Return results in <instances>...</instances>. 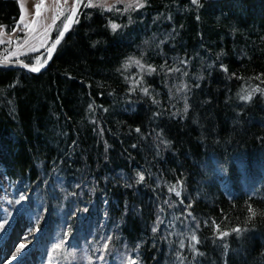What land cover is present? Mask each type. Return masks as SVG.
Returning a JSON list of instances; mask_svg holds the SVG:
<instances>
[{
  "label": "trees",
  "instance_id": "16d2710c",
  "mask_svg": "<svg viewBox=\"0 0 264 264\" xmlns=\"http://www.w3.org/2000/svg\"><path fill=\"white\" fill-rule=\"evenodd\" d=\"M140 4L85 1L45 71L0 67V165L45 247L264 264V0ZM20 14L0 0L7 31Z\"/></svg>",
  "mask_w": 264,
  "mask_h": 264
},
{
  "label": "rangeland",
  "instance_id": "374dc122",
  "mask_svg": "<svg viewBox=\"0 0 264 264\" xmlns=\"http://www.w3.org/2000/svg\"><path fill=\"white\" fill-rule=\"evenodd\" d=\"M17 1L21 9L17 26L12 31H7L0 26V33H2L0 35V41H2L0 47L5 46L2 51L3 59L1 60H16L27 63L26 58L31 56L35 62L33 65H37V61L42 64L47 58L51 44L67 24L76 0H67V2L65 0H43L40 17H36L35 6L41 0ZM85 1L89 4V0ZM91 2L93 5L102 6L103 8H111L119 2L125 3L127 6L137 4L135 0H91ZM33 20L37 21L34 25L32 24ZM58 22L59 24L56 26ZM25 24L31 25L34 31L25 28ZM55 30L56 35L53 36ZM21 32L25 33L22 38L19 36ZM25 40L28 41L27 44L24 43ZM134 66L142 67V63L134 61ZM21 196L25 198L21 200ZM31 201L36 202V198L31 193L16 189L8 180L0 165V224H4V228L0 229V243L7 236L12 235L15 238L17 235V239L21 240L17 249L20 248V245H24V248L27 249H30L33 245L35 248L33 264H107L110 262V260L102 262L103 256L98 252L99 248L97 246L92 248L86 245L87 247L75 248L67 244V238L66 236L65 238L60 236L58 232L60 230H56L53 236L46 241L47 246L45 247L42 240L44 231L39 221L40 218L36 212H30L26 209L27 206H32L30 205ZM57 245H60V247H57ZM24 248L18 260L24 258ZM113 257L115 261H118L115 264L131 263L128 258H125V261L117 254ZM13 261H16V259Z\"/></svg>",
  "mask_w": 264,
  "mask_h": 264
},
{
  "label": "water",
  "instance_id": "95a60500",
  "mask_svg": "<svg viewBox=\"0 0 264 264\" xmlns=\"http://www.w3.org/2000/svg\"><path fill=\"white\" fill-rule=\"evenodd\" d=\"M83 2H84V0H76V1H75V4H74L73 8H75L76 11H75L74 14H73L72 11H71V13H70V16H69V17H71V19H68V22H67V25H68L67 30H65V27L63 28V30H62V31L64 32L63 37L60 38V42H59L58 44H56V47L52 50L50 56H49V52H48V55H47L46 60L42 63L43 67H40V68H39V71H35V72H34V71H30V70H29L30 67L38 66V65H33V64H29V63L22 62V61H16V60H14V61H5V60H1V59H0V67H4V68H12V69H22V70H25V71H27V72L35 73V74H39V73L45 71V70L47 69V67L51 64V62H52V60H53V58H54V56H55V54H56V51H57L59 45L61 44V42L63 41V39H64L65 37H67V35H68V34L70 33V31L72 30V28H73V26H74V24H75V22H76V20H77V17H78L79 11H80V9H81V7H82V5H83ZM62 31H61V32H62ZM58 36H59V35H58ZM57 38H58V37H57ZM57 38L54 40L53 43H55V41L57 40ZM53 43H52V44H53ZM52 44H51V46H52ZM51 46H50V48H51ZM25 64H27L28 67H25V66H24Z\"/></svg>",
  "mask_w": 264,
  "mask_h": 264
},
{
  "label": "bare ground",
  "instance_id": "6f19581e",
  "mask_svg": "<svg viewBox=\"0 0 264 264\" xmlns=\"http://www.w3.org/2000/svg\"><path fill=\"white\" fill-rule=\"evenodd\" d=\"M17 230L15 231V233ZM10 235L0 243V264H33L34 263V251L35 248L32 245L30 249L24 248V258L18 260V257L21 255L22 250L17 249L21 240L17 239ZM16 259V261H13Z\"/></svg>",
  "mask_w": 264,
  "mask_h": 264
},
{
  "label": "snow or ice",
  "instance_id": "6c2138e0",
  "mask_svg": "<svg viewBox=\"0 0 264 264\" xmlns=\"http://www.w3.org/2000/svg\"><path fill=\"white\" fill-rule=\"evenodd\" d=\"M65 2H67V0H65ZM135 3L139 4L140 6H143L142 4H140V0H135ZM192 3H193V4H198V3H199V0H192ZM42 6H43V0H41L40 3L36 4V6H35V8H36V13H35V14H36V17H40V16H41V8H42ZM87 6H93L91 0H89V4H88ZM75 11H76V9L73 8V9H72L73 14L75 13ZM53 19H55V17H53ZM69 19H71V17H69ZM36 23H37L36 20H33V21H32V24H33V25L36 24ZM24 27L27 28V29H29V31H34V29L32 28V26L29 25V24H25ZM67 27H68V25L66 24V25H65V30H67ZM112 28H113V30H115V29L117 28V25L113 24V25H112ZM0 35H2V33H0ZM63 35H64V32H63V31L60 32V33H59V36H58V38H57V40L55 41V43H53L52 46H51V48L48 49L49 56L51 55L52 50L56 47V44H58V43L60 42V38H62ZM0 42H2V41H0ZM9 43H11V41H9ZM24 43L27 44L28 41L25 40ZM37 65H38V66L30 67L29 70L35 72V71H39V68H40V67H43V65L40 64L39 61H37ZM24 66H25V67H28L27 64H25ZM243 99H250V97H247V96H246V97H243ZM137 131H139V130H137ZM139 179H140V180H143L144 177L141 175V176L139 177ZM177 195H179V193H177ZM24 198H25L24 196H21V197H20L21 200H23ZM17 203H19V201H17ZM249 212H250V218H252V217H254V216L256 215V212H255L253 209H251V207L249 208ZM3 228H4V224H0V229H3ZM233 231H234V232H240L241 229H239V228H234ZM222 235H228V233H222ZM109 239H110V238H109ZM192 239L195 240V236H193ZM24 247H25L24 245H20V250H23ZM57 247H60V245H57ZM133 264H135V262H133Z\"/></svg>",
  "mask_w": 264,
  "mask_h": 264
}]
</instances>
